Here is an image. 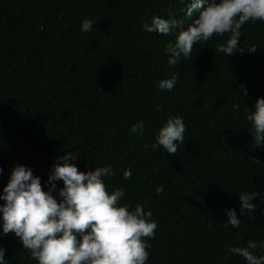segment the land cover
<instances>
[{
  "label": "trees",
  "instance_id": "trees-1",
  "mask_svg": "<svg viewBox=\"0 0 264 264\" xmlns=\"http://www.w3.org/2000/svg\"><path fill=\"white\" fill-rule=\"evenodd\" d=\"M185 12L184 0H0V192L17 163L47 190L51 166L72 152L80 171L111 164L106 189L123 188L121 204L151 210L157 228L147 264H246L229 246L257 241L252 251L264 255V145L245 118L264 97V21L241 28V45L255 53L215 52L230 34H214L170 65L163 49L175 34L141 25L171 15L186 27L199 10ZM84 18L94 21L87 33ZM174 72L176 86L161 91L159 81ZM176 115L184 142L171 155L153 149ZM138 121L143 133L131 132ZM55 183L59 200L63 181ZM245 191L259 193L255 211L241 213ZM226 208L236 210L238 228L226 225ZM0 246L7 264H38L14 233L0 229Z\"/></svg>",
  "mask_w": 264,
  "mask_h": 264
},
{
  "label": "clouds",
  "instance_id": "clouds-1",
  "mask_svg": "<svg viewBox=\"0 0 264 264\" xmlns=\"http://www.w3.org/2000/svg\"><path fill=\"white\" fill-rule=\"evenodd\" d=\"M186 15L193 9L199 15L186 27L183 22L169 16L167 19L153 15L151 22H143L141 27L148 33L163 35L175 34L164 46L167 63L177 65L182 57H190L193 45L206 42L214 34L229 33L225 43L219 44L215 52L227 57L237 51L255 53V45L242 46L241 28L248 21H264V0H184ZM207 5L202 8V5ZM171 13V10L169 9ZM94 21L84 18L80 31L90 32ZM178 30V31H177ZM179 73L161 79L158 88L172 90L178 82ZM246 95V91L243 93ZM238 109L239 105L234 104ZM159 110V105H157ZM251 122L253 142L264 145V97H257L254 108L245 117ZM144 122L131 126V132L143 133ZM186 125L179 115L169 116L155 136L152 148L162 146L168 154L176 153L178 144L184 142ZM77 155L67 152L51 166L47 190L42 188L41 179L33 174L31 168L17 163L12 167L10 178L0 192V229L3 233H14L20 243L30 252V257L38 264H147L150 247L149 240L155 237L157 222L152 219L151 210L137 204L134 209L121 204L124 189L111 192L106 189L105 177L114 175L111 164L80 171L74 163ZM255 160V158H253ZM2 171V169H0ZM132 171L123 172L129 178ZM62 180L58 197L53 195L56 181ZM163 187L156 188V192ZM256 191L239 193L241 213L256 210L253 198ZM228 219L226 225L238 228L240 217L233 208L224 209ZM260 247L257 241L248 240L246 247L229 246V251L242 256L246 264H264V255L257 256L254 251ZM0 264H7L5 249L0 246Z\"/></svg>",
  "mask_w": 264,
  "mask_h": 264
}]
</instances>
